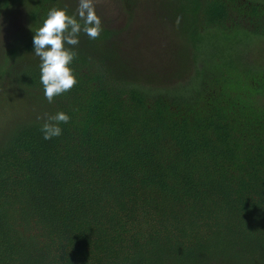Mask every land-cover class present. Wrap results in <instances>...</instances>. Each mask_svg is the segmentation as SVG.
<instances>
[{
    "label": "trees",
    "instance_id": "trees-1",
    "mask_svg": "<svg viewBox=\"0 0 264 264\" xmlns=\"http://www.w3.org/2000/svg\"><path fill=\"white\" fill-rule=\"evenodd\" d=\"M163 3L183 80L139 71L101 20L49 103L34 32L78 1L0 0V23L25 14L0 42V264H264V0ZM59 111L45 140L37 117Z\"/></svg>",
    "mask_w": 264,
    "mask_h": 264
},
{
    "label": "rangeland",
    "instance_id": "rangeland-1",
    "mask_svg": "<svg viewBox=\"0 0 264 264\" xmlns=\"http://www.w3.org/2000/svg\"><path fill=\"white\" fill-rule=\"evenodd\" d=\"M164 1L134 0L132 5L126 6L123 0H95V11L101 20H105L107 27L120 31L124 48L131 62L137 64L139 71H153L157 75L165 72L168 75L165 81L171 83L173 80L185 78L178 75V69L188 67L189 62L179 55L178 49L172 48L176 36L174 26L163 10ZM6 12L1 14L2 43L18 38L25 25V14L18 4ZM249 44L252 57L258 62L263 61L264 40L252 38ZM188 74L189 70L186 71L187 76Z\"/></svg>",
    "mask_w": 264,
    "mask_h": 264
},
{
    "label": "clouds",
    "instance_id": "clouds-1",
    "mask_svg": "<svg viewBox=\"0 0 264 264\" xmlns=\"http://www.w3.org/2000/svg\"><path fill=\"white\" fill-rule=\"evenodd\" d=\"M179 22L178 17L176 24L179 25ZM101 31L102 23L95 11V0H78L74 15L57 7L48 11L43 25L34 32L33 45L34 54L40 59V82L49 103L57 96L70 92L77 83L70 65L77 56L73 49L80 43V34L84 33L90 41H94L100 37ZM37 119L44 121L41 131L43 138L49 140L62 135L60 125L67 124L70 117L59 111L44 113Z\"/></svg>",
    "mask_w": 264,
    "mask_h": 264
}]
</instances>
